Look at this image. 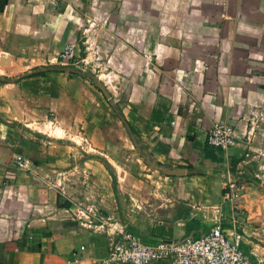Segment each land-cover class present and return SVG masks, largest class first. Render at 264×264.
Wrapping results in <instances>:
<instances>
[{"label": "crops", "instance_id": "0c3cea01", "mask_svg": "<svg viewBox=\"0 0 264 264\" xmlns=\"http://www.w3.org/2000/svg\"><path fill=\"white\" fill-rule=\"evenodd\" d=\"M83 32L99 77L113 75L112 101L68 67L20 78L60 67L58 55ZM115 107L153 159L188 175L155 188L122 184L128 172L114 177L105 147L127 137ZM260 112L264 0H0V264H100L119 229L147 243L198 237L208 224L201 186L226 192L232 170L242 211L228 200L226 213L239 217L244 250L263 251L264 119L246 137ZM216 122L238 136L220 160L206 153ZM18 154L30 170L15 165ZM138 192L147 206L136 209ZM80 198L111 226L77 217Z\"/></svg>", "mask_w": 264, "mask_h": 264}, {"label": "built area", "instance_id": "2783aa9c", "mask_svg": "<svg viewBox=\"0 0 264 264\" xmlns=\"http://www.w3.org/2000/svg\"><path fill=\"white\" fill-rule=\"evenodd\" d=\"M78 47L77 41L67 45L59 54L61 63L76 64ZM260 119H264V112L250 120L246 132L248 142L252 141ZM237 140L236 126L227 122L214 123L207 137V143L220 154L232 149ZM15 165L30 170L33 161L18 154L15 157ZM235 175L239 174H228L224 200L232 203L234 211H241V179L240 176L239 179L235 178ZM240 227L236 214L232 216L230 224L219 223L198 237H190L183 242L160 240L156 243H147L135 233L119 229L111 243L109 255L101 260L100 264H264V250H244V233Z\"/></svg>", "mask_w": 264, "mask_h": 264}, {"label": "rangeland", "instance_id": "374dc122", "mask_svg": "<svg viewBox=\"0 0 264 264\" xmlns=\"http://www.w3.org/2000/svg\"><path fill=\"white\" fill-rule=\"evenodd\" d=\"M90 27V25L88 24ZM93 32V31H92ZM90 32V33H92ZM95 35L96 33L93 32ZM83 37H79L77 40V43L79 44L78 47V57L76 58V64H62L58 55V63L61 66L68 67V69L73 72H80L85 76H88L91 81L97 86V81L99 80L104 84L110 95H113V75L111 74L110 76H106V78H100L99 74H102V71L100 72V67H97V64H95V60L98 59L96 56V47L94 46L92 49L87 48V36L83 32ZM90 52H94L93 56H89L88 54ZM89 56V57H88ZM87 59V61H86ZM109 69V70H108ZM105 71L106 72H112L113 67L111 65L105 66ZM104 71V72H105ZM99 88V87H98ZM100 89V88H99ZM101 90V89H100ZM125 98V97H124ZM113 98L111 99V101ZM123 97H121V102L123 101ZM50 123H47L49 125ZM121 128L123 131V127L125 129V136L126 140L123 142V140L120 141V144H107L105 147V152L106 156L104 157V164L106 166V169L113 174L114 177H120L123 173L128 172L129 173V180L128 181H121V183H125L126 185L130 186L132 184H143V185H152L154 188L156 186H160L163 184H169L170 180L168 182L165 180L167 177L160 171L154 169L151 167L148 162L145 160L143 157L142 153L136 148V146L133 143V139L131 137V134L128 129L125 127V123L121 124ZM39 129H46L45 125H38ZM128 130V131H127ZM168 167V166H166ZM202 169V168H200ZM194 169H191L193 171ZM198 170V169H196ZM188 179V178H186ZM182 181V180H181ZM186 186L191 187L192 184L194 183L191 180H185ZM201 184L203 185L204 183L198 181V185ZM203 190L200 192L201 195V204L202 206L204 205L205 207L201 209V216L202 219H206L208 221V224H203L202 223V232H205L209 230L211 227H214L215 225L222 223L224 225H227L231 222L232 217H229V214H227V203L228 200L225 202L224 200V194L225 190L220 191L218 186L213 187L212 192L205 191L204 187L201 186ZM209 187V186H208ZM217 189L219 191H217ZM139 196H136V199L132 200V208L139 209L137 208V204L139 205H146L147 202L144 201L142 196L144 195L143 192H138ZM187 195V194H186ZM84 197V196H83ZM187 197L185 196V201H187ZM82 198L76 199V207L74 208L76 212V216L79 217L81 220L84 221H90L94 220V218H98L100 216L105 217L107 223L106 227L111 226L110 221L111 219H108V215L102 212V208H97V207H88L87 205H84ZM210 204V205H209ZM185 205V204H183ZM209 206V207H208ZM242 211V210H241ZM239 209L236 210V212H241ZM227 212V213H226ZM236 215V214H235ZM104 219V220H105ZM213 219V220H212ZM109 222V223H108Z\"/></svg>", "mask_w": 264, "mask_h": 264}, {"label": "water", "instance_id": "95a60500", "mask_svg": "<svg viewBox=\"0 0 264 264\" xmlns=\"http://www.w3.org/2000/svg\"><path fill=\"white\" fill-rule=\"evenodd\" d=\"M97 87L101 89V91L105 94V96L108 99H111V95L104 86L102 82L99 80L97 81ZM128 130L131 134L132 139L134 140V145L136 148L142 153L145 160L148 162V164L153 167L154 169L160 171L166 176H177V177H183L188 175V169L186 167H177V168H171V167H165L163 165H160L155 159H153L148 151V149L142 147L138 141H136L135 135L132 132V130L127 125Z\"/></svg>", "mask_w": 264, "mask_h": 264}, {"label": "trees", "instance_id": "16d2710c", "mask_svg": "<svg viewBox=\"0 0 264 264\" xmlns=\"http://www.w3.org/2000/svg\"><path fill=\"white\" fill-rule=\"evenodd\" d=\"M65 66H60V67H56V68H51V67H45L44 69H32V70H30V71H26V72H24L23 74H21L20 75V78H25V77H32V76H37V75H41V74H44L45 72H47V71H52V70H65ZM115 110H116V112H118L119 113V111H118V109L115 107ZM120 114V116H121V118L125 121V119L123 118V115L121 114V113H119ZM125 124L126 125H128V123L125 121ZM129 126V128L132 130V132L134 133V130L132 129V127H130V125H128ZM134 141V140H133ZM136 141H138V140H136ZM139 142V141H138ZM141 145V144H140ZM206 153H207V156L208 157H210L211 159H213V160H220V157L218 158L217 157V153H219L218 152V150L217 149H215L214 147H212V146H210L209 144H208V147H207V151H206ZM160 164V163H159ZM160 165H162V164H160ZM232 173H234L235 174V171L234 170H232ZM243 178V177H242ZM246 181H252V182H257V179H253V180H255V181H253V180H248V179H245Z\"/></svg>", "mask_w": 264, "mask_h": 264}]
</instances>
